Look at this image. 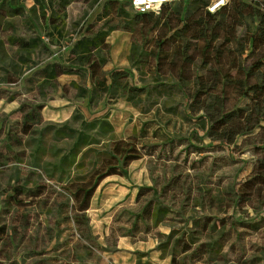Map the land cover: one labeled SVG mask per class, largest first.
Returning a JSON list of instances; mask_svg holds the SVG:
<instances>
[{
	"label": "rangeland",
	"instance_id": "rangeland-1",
	"mask_svg": "<svg viewBox=\"0 0 264 264\" xmlns=\"http://www.w3.org/2000/svg\"><path fill=\"white\" fill-rule=\"evenodd\" d=\"M35 1L12 0L21 8L19 15L0 10V264H171L172 245L166 251L160 249L163 235L173 229L178 232L175 239L181 238L195 221L200 222L201 229L203 223H210L209 231L199 234V229H194L193 235L200 241L192 245L191 252L182 254L177 249L175 264H264V224L261 222L257 231L246 227L264 217V187L255 193V201L236 204L240 187L255 168L256 155L251 147L242 145V139L228 145L208 138L197 119L201 114L187 118L190 112L186 99L171 88L175 74L159 70L158 76L155 62L150 64L146 56L141 57L156 49L164 27L152 22V14L135 13L129 0H70L64 12L59 10L58 0ZM195 1L182 0L185 5ZM210 1L199 0L202 6ZM119 7L123 8L120 15ZM168 18L172 20L171 29L174 9ZM100 33H107L106 48L95 59L105 61V72L123 69L128 72L129 86L149 91L140 97L139 105L133 106L124 98L106 104L102 98L88 108V91L93 88L91 72L87 65L72 66V49L77 39ZM11 37L24 41L40 37L47 49L39 46L23 53L10 44ZM132 46L138 48V54L130 60ZM169 46L171 59L182 44L173 49L172 41ZM59 60L71 64L73 70L56 81L43 82L40 71ZM155 79L168 90L162 96L152 89ZM120 90L126 93L128 88ZM35 105L44 106L40 128L69 122L79 129L80 123L71 120L75 113L89 121L107 114L118 138L128 140L135 135L133 141L141 143L139 147L145 145L141 152L146 156L129 165L127 177L106 178L92 197L86 213L91 241L104 251L84 249L89 244L81 241L67 223L62 189L39 177L40 171L33 167L35 151L15 141L21 139L24 113ZM48 140L51 154L52 148L67 149L70 145ZM176 178L180 180L174 184ZM39 184L47 185V195L42 198L50 202L42 204L41 198L26 210L13 209L9 217L5 214V203L14 187L25 185L33 190ZM147 188L152 190L147 192ZM141 189L143 196L137 201ZM54 191L62 197L57 200ZM54 198L59 203L50 213ZM156 199L170 208L164 223L155 229L139 223L136 230H130L131 216ZM24 211L26 236L17 237L14 232L21 228ZM202 242L223 247H216L197 261L198 256L192 253Z\"/></svg>",
	"mask_w": 264,
	"mask_h": 264
},
{
	"label": "trees",
	"instance_id": "trees-1",
	"mask_svg": "<svg viewBox=\"0 0 264 264\" xmlns=\"http://www.w3.org/2000/svg\"><path fill=\"white\" fill-rule=\"evenodd\" d=\"M212 1L214 0L205 3V6L199 0L186 5L180 1L163 8L158 16L152 14V22L162 25L165 32L158 34L156 49L142 52L141 57L146 56V61L150 64L155 62L154 69L158 76L159 70L175 74L176 82H173L171 88H176L186 99L190 112L187 118L189 115L201 114L197 119L201 121V127L208 138L228 145L242 139V145L251 147L256 155L255 168L251 177L240 187L236 204L251 203L257 199L255 193L264 187V0H228L219 10L210 13L207 8ZM69 2L70 0H58L59 10L64 12ZM173 9L174 27L170 29L172 20L168 18V14ZM0 10L13 16L19 15L21 8L13 5L12 0H4L0 3ZM120 13H123L121 7L118 15ZM1 20L2 16L0 25ZM106 37L107 33L83 37L73 45L72 66L87 65L91 72L93 88L88 91L87 106L90 108L97 99L102 98L106 104L111 99L124 98L127 103L137 106L141 102L140 97L149 91L145 87L129 86L128 72L123 69L105 72L102 70L105 61L102 58L95 59V55L106 48ZM9 41L23 53L39 46L47 49L40 37L31 41L11 37ZM172 41L173 49L180 44L182 47L176 48L174 57L170 59L172 48L169 45ZM178 49H181L180 55L177 54ZM137 52L138 48L132 46L130 60L134 59ZM72 66L60 60L47 65L40 71L42 81H56L58 77L73 70ZM153 83L152 89L158 95L162 96L163 91H168L164 90L163 82L158 79ZM73 86L78 87L76 84ZM123 87L128 88L126 93L120 90ZM240 100H244L245 104L240 105ZM30 108L32 110L25 112L23 116L21 139L15 141L23 148L32 147L35 151L36 164L33 167L40 171L39 177L62 189L60 193H63L65 199L67 223L80 235L81 241L89 244L84 249L98 250L99 246L91 241L89 218L86 215L92 197L106 178L127 177L129 165L146 156V152H141L145 145L139 147L141 143L133 141L135 135L128 140L118 138L107 114L89 121L82 114L75 113L71 120L80 123L79 129L72 128L69 122L40 128L44 106L35 105ZM20 110L23 112V108ZM48 138L54 143L67 141L70 143L69 148H52L51 154L47 149ZM179 180L176 178L172 181L175 184ZM151 190L145 189L147 192ZM45 191V184H39L33 190L27 189L25 185L14 187L5 203V214L9 217L12 216L13 209L26 210L28 206H33L35 201L47 195ZM142 191L143 189L139 190L137 201L143 196ZM54 193L57 200L62 197L58 192ZM28 199H31L30 204L26 203ZM57 200H52L50 213L53 212V206L57 207ZM43 201L50 202L51 199H43L42 204ZM169 212L170 208L161 200H150L138 215L131 216L133 219L130 230H136L139 223L147 229H155L164 223ZM58 214L61 215L60 211ZM22 218L21 228L14 227V235L17 237L26 236L28 220L25 211ZM261 222L264 224V217L246 227L257 231ZM209 225L210 223H203L201 229L200 222L195 221L193 227L178 239H175L178 232L172 229L168 235H163L165 241L160 244V249L166 251L172 245L171 264H175L174 253L177 249L180 248L182 254L191 252L192 245L200 241L194 237L193 230L199 229V234L206 233ZM213 229L215 226H212ZM7 232L5 230V234ZM12 241L13 238L10 242ZM216 247L221 249L223 245L216 243L210 247L202 242L192 255L198 256L197 261H202Z\"/></svg>",
	"mask_w": 264,
	"mask_h": 264
},
{
	"label": "built area",
	"instance_id": "built-area-1",
	"mask_svg": "<svg viewBox=\"0 0 264 264\" xmlns=\"http://www.w3.org/2000/svg\"><path fill=\"white\" fill-rule=\"evenodd\" d=\"M182 0H129L132 10L137 14L151 13L158 16L163 8L175 5ZM228 0H214L207 10L214 13L227 3Z\"/></svg>",
	"mask_w": 264,
	"mask_h": 264
}]
</instances>
